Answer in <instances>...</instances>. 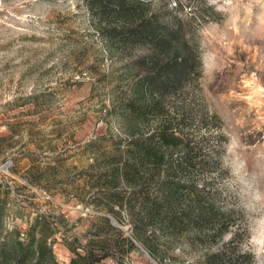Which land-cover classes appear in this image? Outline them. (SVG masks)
I'll use <instances>...</instances> for the list:
<instances>
[{
    "label": "rangeland",
    "instance_id": "374dc122",
    "mask_svg": "<svg viewBox=\"0 0 264 264\" xmlns=\"http://www.w3.org/2000/svg\"><path fill=\"white\" fill-rule=\"evenodd\" d=\"M134 1L132 20L107 0H0V244L39 221L70 264L64 243L106 217L138 249L100 264H264V0ZM182 54L188 74L141 116L155 63ZM160 122L193 165L140 162Z\"/></svg>",
    "mask_w": 264,
    "mask_h": 264
},
{
    "label": "trees",
    "instance_id": "16d2710c",
    "mask_svg": "<svg viewBox=\"0 0 264 264\" xmlns=\"http://www.w3.org/2000/svg\"><path fill=\"white\" fill-rule=\"evenodd\" d=\"M97 1L100 4L104 3V0ZM107 2L116 5L118 17L123 19H132L135 16L133 15L135 12L134 5L141 4L134 0H107ZM125 35L137 37L143 34L141 31L132 29L127 31ZM168 43L169 40L166 38L158 40V45L164 53ZM189 66L190 58L185 54L175 56L162 65L159 61L156 62L153 71L143 82L146 89L145 94L149 95V101L137 109L139 114L145 117L152 112H161L158 96L161 97L163 91L171 85L180 84L188 74ZM136 149L141 163L151 161L156 167L164 164L168 158H173L176 153L179 154L180 162L178 164L189 163L193 165L194 155H198L200 152L195 146L185 141L182 131H175L165 122H160L144 143H136ZM134 170L135 176H138L140 173L139 164L135 165ZM121 177L123 181L127 182L134 180L131 179L128 169L121 173ZM117 181L118 179L114 180V182ZM110 213L115 217L119 214L113 209H110ZM36 227L39 237L33 230H30L28 232L29 240L27 241L15 239L6 247L0 244V264H58L53 245L48 241L47 225L37 221ZM143 231L138 230L135 236L142 245L147 246L148 240H146L144 234L142 235ZM84 238L87 242L85 245L80 243L79 238H76L72 243H64L74 255L70 264H100L108 258L122 261L121 258L138 249L137 245L113 223V220L106 217L101 218L100 224L94 230L89 231ZM218 257L224 259L221 255L216 256V258Z\"/></svg>",
    "mask_w": 264,
    "mask_h": 264
},
{
    "label": "water",
    "instance_id": "95a60500",
    "mask_svg": "<svg viewBox=\"0 0 264 264\" xmlns=\"http://www.w3.org/2000/svg\"><path fill=\"white\" fill-rule=\"evenodd\" d=\"M113 223L115 224V222L113 221Z\"/></svg>",
    "mask_w": 264,
    "mask_h": 264
}]
</instances>
